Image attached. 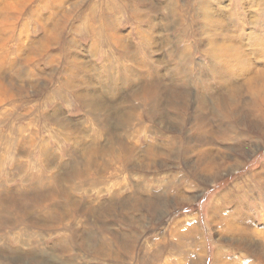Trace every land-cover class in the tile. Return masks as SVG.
Listing matches in <instances>:
<instances>
[{
    "label": "clouds",
    "instance_id": "clouds-1",
    "mask_svg": "<svg viewBox=\"0 0 264 264\" xmlns=\"http://www.w3.org/2000/svg\"><path fill=\"white\" fill-rule=\"evenodd\" d=\"M0 264H264V0H0Z\"/></svg>",
    "mask_w": 264,
    "mask_h": 264
}]
</instances>
